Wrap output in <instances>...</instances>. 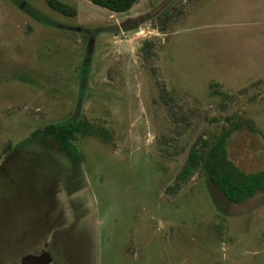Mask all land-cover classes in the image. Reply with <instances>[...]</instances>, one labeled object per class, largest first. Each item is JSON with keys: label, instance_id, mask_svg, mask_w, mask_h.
<instances>
[{"label": "rangeland", "instance_id": "1", "mask_svg": "<svg viewBox=\"0 0 264 264\" xmlns=\"http://www.w3.org/2000/svg\"><path fill=\"white\" fill-rule=\"evenodd\" d=\"M60 1L76 17L0 0V264L46 244L59 264H264V192L233 204L200 167L180 179L238 121L257 131H234L230 158L264 169V0ZM70 120L81 162L31 139Z\"/></svg>", "mask_w": 264, "mask_h": 264}, {"label": "trees", "instance_id": "2", "mask_svg": "<svg viewBox=\"0 0 264 264\" xmlns=\"http://www.w3.org/2000/svg\"><path fill=\"white\" fill-rule=\"evenodd\" d=\"M138 1L91 0L94 5L115 13L129 12ZM47 3L52 10L66 17H76L77 15L75 7L60 0H47ZM149 43H146L147 46ZM147 52H149L148 49ZM82 127L88 128L86 125H81L73 120L62 124H50L35 130L31 139L36 140L43 134L50 135L65 156L81 162L83 158L78 152L74 140L76 135L82 131ZM243 127H248L254 132L257 131L250 122L238 121L232 128L224 130L221 135L206 140L201 148L194 147L190 151L180 179H187L200 167L204 171L211 189L214 188V191L233 204L243 203L263 193L264 169L256 172H245L229 156V138L234 131Z\"/></svg>", "mask_w": 264, "mask_h": 264}, {"label": "water", "instance_id": "3", "mask_svg": "<svg viewBox=\"0 0 264 264\" xmlns=\"http://www.w3.org/2000/svg\"><path fill=\"white\" fill-rule=\"evenodd\" d=\"M85 185V184H84ZM86 218L84 219L85 230L84 234H87L89 240L91 241L90 251H94V255L96 256L94 259L97 261V245H98V230L95 223V212L93 206L90 203V206L85 207ZM89 245V244H88ZM88 248V246H87ZM33 264H56L55 261L50 256L49 252L43 255L41 259H37L33 262Z\"/></svg>", "mask_w": 264, "mask_h": 264}, {"label": "flooded vegetation", "instance_id": "4", "mask_svg": "<svg viewBox=\"0 0 264 264\" xmlns=\"http://www.w3.org/2000/svg\"><path fill=\"white\" fill-rule=\"evenodd\" d=\"M60 150H61V149H60ZM66 156H67V155H66ZM67 159L71 160V158H69L68 156H67ZM64 170H69V168H68V169H64ZM56 176H57V175H56ZM60 177H61V179H62L61 181L63 182L64 177L61 176V175H60ZM74 237H75V236H74ZM46 251L49 252L50 256H51L52 259L55 261V263H56V264H59V263L57 262V259H55V258L53 257V255H52V253H51V246H50V244H46V245L44 246V250H41V252L35 254V255H36L35 258H37V259H41V258L43 257V255L46 253ZM37 259H35V260H37ZM35 260H34V261H35Z\"/></svg>", "mask_w": 264, "mask_h": 264}]
</instances>
